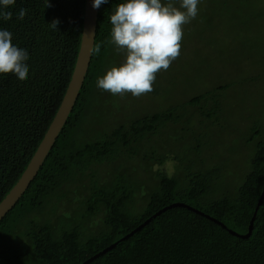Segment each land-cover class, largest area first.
I'll return each instance as SVG.
<instances>
[{"label": "trees", "instance_id": "obj_1", "mask_svg": "<svg viewBox=\"0 0 264 264\" xmlns=\"http://www.w3.org/2000/svg\"><path fill=\"white\" fill-rule=\"evenodd\" d=\"M118 2L108 0L98 9L91 61L76 102L37 175L0 220V264H82L174 202H184L239 234L248 231L264 184V118L247 105L235 112L236 122H245L239 138L250 151L245 170L228 182L222 164L204 168L207 158H199V165L193 160V155H202L200 135L194 134L190 147L179 146L178 150L163 137L169 125L188 124L192 111L211 119L210 125L223 132L233 127L228 116L233 104L226 93L230 82H213L203 90L183 93V99L167 107L158 104L153 111L144 104L132 112L130 107L124 111L118 100L121 104V100L134 97L112 95L95 86L96 78L124 56L107 43L109 13ZM45 4L46 0H15L6 9L11 18L0 19V28L12 32L13 42L29 52L26 79L18 80L11 73L0 75V201L44 136L76 61L84 0H48ZM198 7L196 19L183 26V33L188 26L205 23L221 27L227 22V11L236 12L239 18L232 15V36L241 47L237 44L232 51V42L226 58L232 53L233 60L237 59L234 63L252 62L249 69L255 72L243 77L246 80H240L239 86L264 79V41L253 35L249 36L253 39L244 38V32L252 28L247 20L263 17L264 7L250 10L247 0H201ZM21 8L26 9V15L19 20ZM53 20L58 21L57 30L50 26ZM237 69L240 74L239 63ZM164 82L156 75L149 93L157 95ZM139 98L135 97L137 104ZM153 137L157 138L151 142ZM166 143L180 173L156 169L150 187L132 181L125 169L100 182L95 164H110L120 157L127 161L146 145L143 169L150 171L149 160L161 165L168 156L163 148ZM187 149L194 153L181 154ZM84 176H90V181L84 183ZM138 191L144 200L139 205L135 198ZM71 195L79 197L77 208L58 213V207ZM204 214L183 206L168 208L86 264H264V198L248 238L231 234Z\"/></svg>", "mask_w": 264, "mask_h": 264}, {"label": "rangeland", "instance_id": "obj_2", "mask_svg": "<svg viewBox=\"0 0 264 264\" xmlns=\"http://www.w3.org/2000/svg\"><path fill=\"white\" fill-rule=\"evenodd\" d=\"M247 4L250 10H256L257 7H264V2L262 0H247ZM256 8V9H255ZM251 12V11H250ZM228 19L227 22L221 24V27H210L205 23L203 26H194L186 28V33L183 35L181 41L180 55L171 63L170 67L166 71H160L156 75L159 77L162 76V79L165 80L168 85L164 87L161 85L160 92L156 95L145 93L140 96L139 104H137V99L128 100H118L119 105L122 106L123 110L126 111V107H130V112L134 111V108H142L143 104L145 107L149 105V110L153 111L158 104H161L163 107H167L174 101H178L183 93L190 94L193 90L200 88L201 90L208 88L212 85L213 82H218L225 80L230 82L231 88L226 91L228 97H230V103L232 105V113H230L229 120L233 127L228 128L225 132L221 131L219 128L210 125V120L205 116H201L196 112H191V118H188V124H178V125H169V128H166L165 133L167 134L163 138H169V145H173L174 150H178L179 146L184 147L187 145L190 147L194 144V134L200 135L203 145L202 155L198 154L193 155V160H197L196 164L199 165V158L202 156L207 158L204 163V168L217 167L223 165V172L228 175L227 181H233L239 173V171H244L248 164V150L247 144L240 140V131L243 129L245 122L237 123L236 119L238 116L235 115V112L239 110L244 105L249 106L260 117L264 118V79L258 80L257 83H249L246 81L242 86H239L240 80L245 81L243 77L253 74L254 69H249L250 60L240 61L234 63L237 59L233 60L232 53L230 58H226L229 54L228 49L232 46V51H236V45L239 46V40L234 33L235 25L232 22V15L239 18L236 12L233 13L232 10H228ZM212 19H215L214 17ZM248 19L247 26H252V28L244 32V38H252L250 35L260 37L258 40L263 43L264 41V16L258 19ZM213 24L216 22H213ZM232 24L230 30H227L229 25ZM259 24L258 26H256ZM260 26V27H259ZM247 29V28H246ZM238 32H241L238 30ZM255 38V37H254ZM253 39V38H252ZM247 45L243 47V53H247L244 50H247ZM237 55H239L237 53ZM226 58V59H225ZM242 58V57H241ZM240 65L241 71L240 74L237 69V65ZM261 67V64H259ZM164 75V76H163ZM242 78V79H241ZM170 79V82L168 80ZM131 95V94H130ZM129 96V94H128ZM131 97H133L131 95ZM184 96L182 97V99ZM186 98V97H185ZM187 99V98H186ZM185 99V100H186ZM238 107V108H237ZM192 109L191 107L189 108ZM182 110V109H181ZM184 110V108H183ZM193 115V116H192ZM233 130V132H231ZM237 130V131H235ZM193 132V136L191 133ZM171 139L170 138H174ZM157 138V137H156ZM153 137L151 142L156 139ZM159 139V147L162 145ZM168 143L163 145L164 151L168 152L167 149H171ZM146 145L142 147L135 155L131 158L124 159L120 157L115 162L110 164L104 163L100 165H94L95 168H99V176L101 178L100 182L108 181L112 173L116 174L123 172L124 169L130 176V179L135 182L153 185L155 183V174L156 169H160L166 174H176L180 173V169L175 170L176 161L172 158V152H168V156L164 162L159 165L153 160H149L147 163L150 164L147 169L150 171H144L143 166L145 161H143V154L146 152ZM180 153V151H178ZM188 153H194L193 151L189 152V149L184 151L181 154L187 155ZM151 168V169H150ZM116 171V172H114ZM88 173V172H87ZM141 173V174H140ZM233 179V180H232ZM137 180V181H136ZM157 180V179H156ZM82 181L84 183L90 181V176L83 177ZM72 186V185H71ZM73 187V186H72ZM143 191V188L140 189ZM141 194L139 191L135 195L138 205L144 203L142 197H139ZM71 195L68 201L63 202L57 209L58 213L66 210L70 211L71 208H77L79 197H72ZM68 206V207H67Z\"/></svg>", "mask_w": 264, "mask_h": 264}, {"label": "clouds", "instance_id": "obj_3", "mask_svg": "<svg viewBox=\"0 0 264 264\" xmlns=\"http://www.w3.org/2000/svg\"><path fill=\"white\" fill-rule=\"evenodd\" d=\"M108 0H91L99 9ZM201 0H119L109 13L111 25L107 40L124 54L122 61L107 68L95 86L112 95L139 97L152 91L156 74L166 71L180 55L183 26L196 19ZM15 0H0V19L8 20L6 9ZM48 0H46V4ZM21 8L17 19L22 20ZM58 21L50 23L57 30ZM13 34L0 28V75L11 73L18 80L28 77L29 52L13 42ZM100 48L95 49L99 53Z\"/></svg>", "mask_w": 264, "mask_h": 264}, {"label": "water", "instance_id": "obj_4", "mask_svg": "<svg viewBox=\"0 0 264 264\" xmlns=\"http://www.w3.org/2000/svg\"><path fill=\"white\" fill-rule=\"evenodd\" d=\"M97 14L98 9H94L91 5V0H84V13H83V21H82V30L80 35V42L79 47L77 51L76 61L68 82V85L66 87V90L64 92V95L61 99V102L46 130L44 133V136L42 137L40 143L38 144L35 152L33 153L32 157L30 158L27 166L23 170L20 177L17 179L15 184L11 187V189L8 191V193L2 198L0 201V220L4 217V215L16 204L18 199L23 195L25 190L28 188L31 181L34 179V177L37 175V172L39 171L40 167L42 166L45 158L47 157L49 151L52 149L53 144L58 137L60 131L63 128V125L65 124L68 115L70 114L76 99L79 95L80 89L83 85L86 73L88 71V67L91 61L92 51L94 47V40H95V33H96V23H97ZM264 198V184L261 191V194L259 196L258 202L255 206V209L253 211L252 217L249 221L248 225V231L245 234H239L233 230H231L229 227L224 225L222 222L210 217L207 214H204L200 210L184 203V202H174L172 204H169L157 212H155L153 215H151L149 218L144 220L143 223L138 225L136 228H134L132 231H130L128 234L124 235L122 238L117 240L116 242L112 243L111 245L107 246L100 252L96 253L92 257L85 260L82 264H86L89 261L93 260L95 257L101 255L102 253L106 252L108 249L115 246L117 243L122 241L123 239H126L128 236L132 235L134 232L139 230L141 227H143L145 224H147L153 217L159 215L161 212L165 211L168 208L174 207V206H183L188 209H191L195 212H198L200 214H204L222 227L226 228L231 234L241 237V238H248L253 230V222L255 219V216L257 214V211L262 203V200Z\"/></svg>", "mask_w": 264, "mask_h": 264}]
</instances>
